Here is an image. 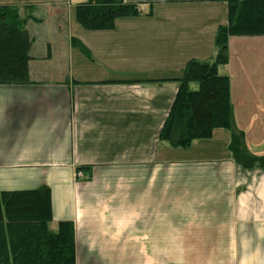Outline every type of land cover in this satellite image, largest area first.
<instances>
[{
    "label": "crops",
    "instance_id": "obj_1",
    "mask_svg": "<svg viewBox=\"0 0 264 264\" xmlns=\"http://www.w3.org/2000/svg\"><path fill=\"white\" fill-rule=\"evenodd\" d=\"M85 1L0 0V32L30 42L25 71L0 70V191L49 187V228L72 222L75 264H264V167L236 163L223 127L187 147L160 138L187 63L212 66L226 2L125 0L136 15L89 29ZM227 51L215 72L264 155V35Z\"/></svg>",
    "mask_w": 264,
    "mask_h": 264
},
{
    "label": "trees",
    "instance_id": "obj_2",
    "mask_svg": "<svg viewBox=\"0 0 264 264\" xmlns=\"http://www.w3.org/2000/svg\"><path fill=\"white\" fill-rule=\"evenodd\" d=\"M222 1L227 4V23L217 28V52L212 66L207 69L194 61L187 63L160 138L171 146L187 147L192 140L208 138L214 128L223 127L230 132L228 149L236 163L264 167V155L252 154L245 145L243 132L234 125L228 77L215 72L217 65L228 59L230 36L264 35V0ZM75 11L78 22L89 29H109L116 17L138 13L136 5L125 0H86L75 6ZM25 21L19 20L17 25L21 27ZM13 36L9 31L0 32V70L16 68L22 72L26 70L22 66L28 59L30 42L22 44L23 37L20 40ZM71 44L88 53L78 40L71 39ZM192 78L200 81L199 90L187 93L186 83ZM51 220L49 187L0 191V264H75L72 222L60 221L52 231Z\"/></svg>",
    "mask_w": 264,
    "mask_h": 264
},
{
    "label": "rangeland",
    "instance_id": "obj_3",
    "mask_svg": "<svg viewBox=\"0 0 264 264\" xmlns=\"http://www.w3.org/2000/svg\"><path fill=\"white\" fill-rule=\"evenodd\" d=\"M49 28V27H48ZM48 28H46V29H48ZM244 53V52H243ZM22 67H24V66H22ZM190 88L191 89H193V90H195V89H197L198 88V84H197V82H191V84H190ZM244 142H245V140H244ZM246 145V144H245ZM252 153V152H251ZM257 156H260V155H257ZM174 258H176V261L178 262V263H180V262H187V259L186 258H184V255H178V256H161L160 257V261H161V263H170V262H173V260H174ZM192 258V259H191ZM191 260H193V256H191ZM194 261V260H193ZM212 260H209V262H211ZM214 262H216V260H214Z\"/></svg>",
    "mask_w": 264,
    "mask_h": 264
}]
</instances>
